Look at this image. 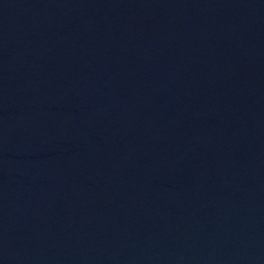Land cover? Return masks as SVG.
<instances>
[{
	"label": "water",
	"instance_id": "obj_1",
	"mask_svg": "<svg viewBox=\"0 0 264 264\" xmlns=\"http://www.w3.org/2000/svg\"><path fill=\"white\" fill-rule=\"evenodd\" d=\"M0 264H264V0H0Z\"/></svg>",
	"mask_w": 264,
	"mask_h": 264
}]
</instances>
